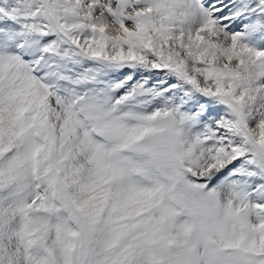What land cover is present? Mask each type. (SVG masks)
I'll return each mask as SVG.
<instances>
[{
  "label": "snow or ice",
  "instance_id": "obj_1",
  "mask_svg": "<svg viewBox=\"0 0 264 264\" xmlns=\"http://www.w3.org/2000/svg\"><path fill=\"white\" fill-rule=\"evenodd\" d=\"M0 264H264V0H0Z\"/></svg>",
  "mask_w": 264,
  "mask_h": 264
}]
</instances>
